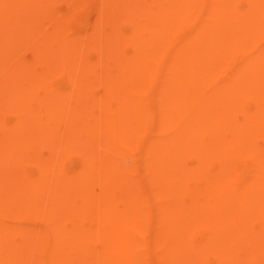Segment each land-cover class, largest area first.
I'll use <instances>...</instances> for the list:
<instances>
[{"label":"bare ground","instance_id":"bare-ground-1","mask_svg":"<svg viewBox=\"0 0 264 264\" xmlns=\"http://www.w3.org/2000/svg\"><path fill=\"white\" fill-rule=\"evenodd\" d=\"M241 1L0 0V264H264Z\"/></svg>","mask_w":264,"mask_h":264},{"label":"rangeland","instance_id":"rangeland-1","mask_svg":"<svg viewBox=\"0 0 264 264\" xmlns=\"http://www.w3.org/2000/svg\"><path fill=\"white\" fill-rule=\"evenodd\" d=\"M241 2H242V1L240 0V3H241ZM258 142L261 144V143H262V139L259 138V139H258ZM74 159H76V156L72 157V158H71V161H72V160L74 161ZM186 161H187L188 164L191 163V160H190L189 158H187ZM243 171H246V170H243ZM205 255H206V256H205V259H206V260H208L209 262L214 261V255H213L212 253L208 252V253H206Z\"/></svg>","mask_w":264,"mask_h":264}]
</instances>
